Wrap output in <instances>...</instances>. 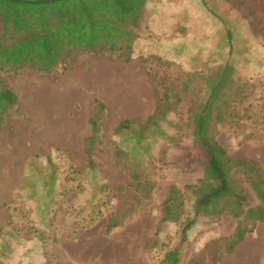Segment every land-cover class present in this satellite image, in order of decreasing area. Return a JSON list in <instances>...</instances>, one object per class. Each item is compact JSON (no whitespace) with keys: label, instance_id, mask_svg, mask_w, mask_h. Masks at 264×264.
Instances as JSON below:
<instances>
[{"label":"rangeland","instance_id":"rangeland-1","mask_svg":"<svg viewBox=\"0 0 264 264\" xmlns=\"http://www.w3.org/2000/svg\"><path fill=\"white\" fill-rule=\"evenodd\" d=\"M172 1L176 21H159L158 31L143 16L133 29L129 61L117 52L78 50L49 72L0 69V80L17 96L0 125V264H21L18 250L38 232L49 264H157L180 239L182 220L161 223L170 185L184 192V217H193V195L184 188L203 176L206 160L205 148L194 142L193 113L225 64L231 69L212 103L209 135L231 158L253 161L264 178L258 7L251 0H152L150 9L173 13ZM36 91L47 94L33 103L29 94ZM132 103L144 108L132 112ZM93 113L99 138L89 165ZM124 120L128 128H118ZM236 177L244 207L257 205L243 175ZM235 226L228 212L198 215L179 263L264 264V222L227 252ZM55 236L78 261L64 249L66 260L55 258Z\"/></svg>","mask_w":264,"mask_h":264},{"label":"trees","instance_id":"trees-1","mask_svg":"<svg viewBox=\"0 0 264 264\" xmlns=\"http://www.w3.org/2000/svg\"><path fill=\"white\" fill-rule=\"evenodd\" d=\"M251 1L260 12L257 30L264 46V0ZM151 2L152 0H0V69L17 71L30 67L49 72L78 50L117 52L125 61H129L133 40L137 37L133 29L139 27L143 16L146 17H143L146 24L158 31L161 27L159 21L170 23L177 20L175 12L178 6L175 2H167L174 6L173 13L167 15L161 10L162 7L152 11ZM189 32L187 30L186 33ZM175 39L179 40H176L178 43L184 42L183 37ZM230 69L228 64L216 69V77L208 84L206 101L200 103L199 109L193 113L194 142L206 150L203 176L195 184L185 185L184 188V191L193 195L192 218L184 217V192L176 185L168 187L162 206L161 223L182 220V226L179 243L169 248L157 264H180V247L186 241V234L198 215L219 216L228 212L236 220L235 229L225 246L227 252H231L257 222H264V178L258 167L251 160L231 158L209 135L211 106L223 85L228 82ZM16 104V94L0 80V125ZM160 109L161 104H158V114H162ZM220 114L217 113V118H221ZM98 120L97 113H93L88 120L90 135L87 137L86 155L89 165L93 162L92 154L99 138ZM129 123V120H124L118 128H128ZM238 173L243 175L255 194L257 205L244 207L245 194L236 177ZM113 227L114 223L108 221L106 232H110ZM43 239V233L38 232L36 237L26 240V246L18 250V254L25 256L21 264H49L47 257L45 259L40 255L42 249L38 244L40 242L42 245ZM54 242L58 246L55 258L61 256L65 259L66 254L60 247L57 236Z\"/></svg>","mask_w":264,"mask_h":264},{"label":"bare ground","instance_id":"bare-ground-1","mask_svg":"<svg viewBox=\"0 0 264 264\" xmlns=\"http://www.w3.org/2000/svg\"><path fill=\"white\" fill-rule=\"evenodd\" d=\"M27 86H25V93L27 92L28 89H26ZM47 93H45L44 91H36L33 93H30V100L33 101V103H37V101H42V99L44 98V95H46ZM144 108V104L143 103H132L129 107V110L134 112L136 110H142Z\"/></svg>","mask_w":264,"mask_h":264},{"label":"crops","instance_id":"crops-1","mask_svg":"<svg viewBox=\"0 0 264 264\" xmlns=\"http://www.w3.org/2000/svg\"><path fill=\"white\" fill-rule=\"evenodd\" d=\"M172 7V9H173V7L174 6H171ZM181 37H183V35H181L180 36V38ZM74 244H77V243H74ZM63 246V245H62ZM63 249L65 250V252H66V254L70 257V259L72 260V261H78V259L70 252V250H68L67 248H64L63 247ZM76 263V262H75ZM77 264V263H76Z\"/></svg>","mask_w":264,"mask_h":264}]
</instances>
